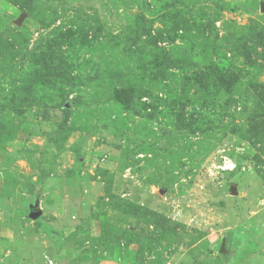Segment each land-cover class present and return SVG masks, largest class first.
I'll use <instances>...</instances> for the list:
<instances>
[{
    "label": "rangeland",
    "instance_id": "obj_1",
    "mask_svg": "<svg viewBox=\"0 0 264 264\" xmlns=\"http://www.w3.org/2000/svg\"><path fill=\"white\" fill-rule=\"evenodd\" d=\"M0 264H264V0H0Z\"/></svg>",
    "mask_w": 264,
    "mask_h": 264
},
{
    "label": "water",
    "instance_id": "obj_2",
    "mask_svg": "<svg viewBox=\"0 0 264 264\" xmlns=\"http://www.w3.org/2000/svg\"><path fill=\"white\" fill-rule=\"evenodd\" d=\"M231 194L232 195L236 194L234 188L231 189ZM31 216H32L33 219H37L40 216V212H35Z\"/></svg>",
    "mask_w": 264,
    "mask_h": 264
}]
</instances>
